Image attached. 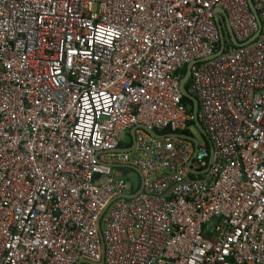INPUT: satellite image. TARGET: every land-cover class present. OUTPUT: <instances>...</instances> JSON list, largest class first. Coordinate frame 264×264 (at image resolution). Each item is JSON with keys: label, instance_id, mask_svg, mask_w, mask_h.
I'll return each instance as SVG.
<instances>
[{"label": "built area", "instance_id": "built-area-1", "mask_svg": "<svg viewBox=\"0 0 264 264\" xmlns=\"http://www.w3.org/2000/svg\"><path fill=\"white\" fill-rule=\"evenodd\" d=\"M252 3L250 40L247 0H0V264H264ZM191 62L209 149L147 133L193 121Z\"/></svg>", "mask_w": 264, "mask_h": 264}, {"label": "water", "instance_id": "water-1", "mask_svg": "<svg viewBox=\"0 0 264 264\" xmlns=\"http://www.w3.org/2000/svg\"><path fill=\"white\" fill-rule=\"evenodd\" d=\"M247 4H248V7H249L251 13L253 14L254 18L256 19V22H257V25H258L257 32L250 39V40H253L254 38H256L259 35V33L261 31V22H260V19H259L258 15H257V12L254 9L252 0H247ZM215 12H216L215 22H216V26L218 28L219 35H220V48H219V51H217V53L215 55H219L223 51L224 42H225L226 38L229 39L230 43L233 46H240L241 44L238 43L237 40L235 39V37L233 36V34L231 32V29L229 27V24H228V20H227L226 14L224 13V11L221 10V9H216ZM217 15L221 16L222 21L219 20ZM221 22L224 23L223 27H222V23ZM223 28H224V30H223ZM224 31H225V34H224ZM192 64H193V62H191V63L186 65V70H185L184 75L180 79L179 87H180V92H181L182 96L187 98V99H189L191 101V105H192L191 113H192V116H193V123H194L195 128L199 131V133L203 136V138L207 139L205 130L202 128L201 124L197 120V108H198L197 99L195 98V96L190 94L185 88V84L187 83V81L189 79V76H190L191 65ZM134 131H135V128H132L131 131H130L132 143L135 142ZM147 133L149 135L153 136V137H156V138L162 137V135H160V134H158V133H156L154 131H147ZM169 135L174 136V137H181V138H184V139L191 140L193 142L194 146H195V149H197V141L195 139L189 137L188 135L179 134V133L169 134ZM211 154H212V148L210 146V155ZM188 170L192 172V170H191V168L189 166H188ZM192 173H194V172H192ZM142 188H143V185L140 186L138 192H136L134 194H127V195H124L123 197L130 198V197L136 195L137 193L141 192Z\"/></svg>", "mask_w": 264, "mask_h": 264}, {"label": "trees", "instance_id": "trees-1", "mask_svg": "<svg viewBox=\"0 0 264 264\" xmlns=\"http://www.w3.org/2000/svg\"><path fill=\"white\" fill-rule=\"evenodd\" d=\"M185 70H186V66L182 67V68L178 71V75L180 76V78L184 75ZM185 88H186L187 91L189 90V83H188V82L185 84ZM183 103L188 107L189 112L191 113V109H192L191 101H190L189 99L183 97ZM190 126L195 127L193 121H190V122L188 123V129L190 128ZM188 129L184 130L183 133H184V134H191L190 131H189ZM156 132H157L158 134H160V135L171 134V131H170L169 129L156 130ZM202 137H203V136H202ZM204 142H205V144H206V148L209 149V146H208L207 142L205 141V139H204ZM130 143L132 144V141H131ZM130 143H129V144H122V143H121V144H120V147H129V146H130ZM138 189H139V187H137V188H133V191H137Z\"/></svg>", "mask_w": 264, "mask_h": 264}, {"label": "rangeland", "instance_id": "rangeland-1", "mask_svg": "<svg viewBox=\"0 0 264 264\" xmlns=\"http://www.w3.org/2000/svg\"><path fill=\"white\" fill-rule=\"evenodd\" d=\"M189 131L191 133V135L197 140V142L199 143V145L204 144V138L201 136V134L199 133V131L193 127L190 126ZM130 176L135 179V175L133 173H130ZM129 176L125 177V180H127L128 182L132 181V178Z\"/></svg>", "mask_w": 264, "mask_h": 264}, {"label": "crops", "instance_id": "crops-1", "mask_svg": "<svg viewBox=\"0 0 264 264\" xmlns=\"http://www.w3.org/2000/svg\"><path fill=\"white\" fill-rule=\"evenodd\" d=\"M187 135V134H186ZM135 175V174H134ZM135 179H136V175H135Z\"/></svg>", "mask_w": 264, "mask_h": 264}]
</instances>
